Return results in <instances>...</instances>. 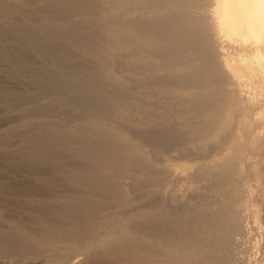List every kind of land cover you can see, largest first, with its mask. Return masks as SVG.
Instances as JSON below:
<instances>
[{"label": "bare ground", "instance_id": "obj_1", "mask_svg": "<svg viewBox=\"0 0 264 264\" xmlns=\"http://www.w3.org/2000/svg\"><path fill=\"white\" fill-rule=\"evenodd\" d=\"M33 1L31 12L40 22L37 31L52 32L56 40L65 37L70 50L92 58L93 73L87 77L111 86L116 95L128 96L131 123L127 134L119 103L112 104V108L108 104L110 117L125 130L117 125L118 133L113 136L106 129L101 148L94 155L97 160L115 158L113 164L123 169L120 180L115 179L118 183L110 186L115 200L98 213V229L105 227L115 213L145 207L147 216L142 220L137 213L129 219H116L114 227L96 241L102 247L98 264H235V250L240 246L237 235L251 234L253 224L260 229L256 257L240 264H257L259 257L264 258V195L252 184L254 180L264 184V0ZM22 2L0 0V5L15 12ZM156 112L160 116L165 112L167 119H179V131L173 133L170 125L157 127L154 122L160 118ZM142 116L147 122H142ZM181 137L188 139V145L182 138V148L180 142L179 149H166L167 154L175 149L179 156L172 153L170 159L160 163L158 159V163L146 161L148 154L142 144L162 150L172 140L181 141ZM202 160L205 169L197 174L211 179L225 199L215 203L207 193H196L191 198L197 207L186 201L181 206L180 221L164 222V189L187 170L184 167L174 173L175 161ZM136 168L148 170L147 180L131 182L126 178L131 183L123 182L124 175Z\"/></svg>", "mask_w": 264, "mask_h": 264}, {"label": "rangeland", "instance_id": "obj_2", "mask_svg": "<svg viewBox=\"0 0 264 264\" xmlns=\"http://www.w3.org/2000/svg\"><path fill=\"white\" fill-rule=\"evenodd\" d=\"M22 3L24 8L20 7L15 12L6 11L0 5V264H85L87 261L86 264H98L97 257L99 258L102 247H98L97 242L106 235L105 233H108L107 231H110L112 226L114 227L118 219H129L137 213L142 220H145L147 216L145 207L115 213L105 227L98 229V213L103 206L110 202L113 203L115 200L111 196L110 186L118 183L115 182V179L120 180L118 176L122 174L123 169L113 164L116 161L115 158L110 160L102 157L97 160L94 155L99 152L101 143H103L102 136L107 131H110L108 133L112 135L118 133L115 130H118L117 125L120 126V124L115 123L114 119L112 120L109 115L112 112H107L108 109L110 110L114 104L119 103L118 108H121L125 116L123 126L131 123L128 96L126 97L127 94L116 95L115 89L111 86L110 88L99 82L97 84L94 79L89 78V74L93 73L92 58L89 59L82 52L70 50L71 47L65 37L56 40L52 37V32L37 31L40 22L38 17L36 18L31 12L34 8V1L23 0ZM40 34L46 38H42L39 36ZM50 36L52 41H50ZM51 45L57 46V49ZM63 51L64 53H62ZM65 54L68 56L66 57ZM59 56L61 59L58 58ZM94 86L95 88H93ZM111 90L112 92H110ZM113 92L114 94H112ZM99 105L103 107L104 111L97 107ZM91 109H95L92 110L93 113L96 116L101 114L102 118L97 116L98 120L95 118V121L93 117L96 116L93 113L91 114L93 116L90 115ZM152 111L154 112V109ZM156 114L158 115L157 112ZM161 115L164 116H160L159 113L160 119H156L154 124L161 129L170 125L171 129H174L173 133H177L182 126L179 119L174 117L167 119L169 116L165 112ZM90 116L92 123H89L90 120H88ZM141 119L143 123L147 122L145 116H142ZM165 119H171L170 123ZM104 121L105 124L102 125ZM111 124L113 126H110ZM114 125L117 126L116 129ZM141 125L144 124L141 123ZM110 127L112 128L110 129ZM125 129L127 134L128 126ZM94 130L95 132H93ZM91 138L95 139L94 141L99 138V144L97 142L96 146ZM182 138L184 137H181V141L180 139L172 140L173 142L170 140L172 144L168 147L163 146L162 150L156 146L150 147V145L142 144L145 153L148 154L146 161L160 163V160L163 161L164 158L170 159L172 153L179 156L175 149L171 150L169 154L166 153V149L170 147L179 149L178 145L180 144V148H182L184 142L188 145V139L184 138L182 143ZM89 140L92 142L90 143ZM84 143L88 144L89 149L84 147L87 145ZM83 150L88 151L85 153ZM152 155L154 156L152 157ZM205 163V160L180 163L175 161L172 168L174 173H178L184 167H187V170L184 173L180 172L179 178L177 177L169 188L164 189V208L161 210L164 222L176 223L180 221L183 216L181 206L186 201H190L192 206L197 207L196 200L191 198L196 193H207L215 203L225 199L223 192L215 189L212 185L211 179L197 174L198 170L205 169ZM93 172L98 173L94 174ZM192 173L193 175H191ZM100 176L101 178L97 179ZM148 176L147 169L140 168L138 170L136 168L127 175L125 174L122 181L126 183L137 180L146 181ZM143 178L144 180H142ZM252 184L258 187L264 195V184H258L255 180ZM215 206L217 207V204ZM109 210L113 211L111 208ZM79 215L83 216L80 218ZM74 216L76 218H72ZM91 225L92 227H90ZM251 227V234L237 235L240 246L235 250V264L247 263L248 260H254L256 257L255 244L260 237V229L255 224ZM55 229L58 231L57 234ZM263 259L259 257L257 264H264ZM92 260L93 263H90ZM224 264L229 263L225 262Z\"/></svg>", "mask_w": 264, "mask_h": 264}]
</instances>
